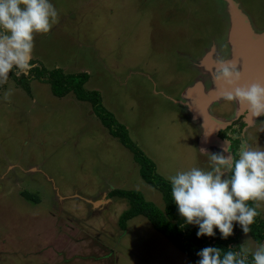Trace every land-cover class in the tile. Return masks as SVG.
<instances>
[{
	"label": "rangeland",
	"instance_id": "obj_1",
	"mask_svg": "<svg viewBox=\"0 0 264 264\" xmlns=\"http://www.w3.org/2000/svg\"><path fill=\"white\" fill-rule=\"evenodd\" d=\"M235 2L264 34V0ZM51 3L57 22L35 35L32 63L89 74L85 88L101 94L158 173L169 180L192 167L210 170L212 153L227 155L217 143L201 149V130L183 98L198 81L206 91L213 85L199 65L207 54L230 58L225 0ZM23 76L10 72L0 85V264H193L146 217L133 218L126 230L120 226L130 204L112 197L113 190L140 191L161 209L165 202L92 104L74 93L57 97L36 78L20 83ZM235 104L212 105L213 120L230 123ZM241 140L264 147V116ZM239 142L233 139L232 147ZM229 146L228 152L239 150ZM26 191L40 203L25 198ZM257 203L264 219V201ZM260 244L249 233L239 235L249 253Z\"/></svg>",
	"mask_w": 264,
	"mask_h": 264
},
{
	"label": "clouds",
	"instance_id": "obj_2",
	"mask_svg": "<svg viewBox=\"0 0 264 264\" xmlns=\"http://www.w3.org/2000/svg\"><path fill=\"white\" fill-rule=\"evenodd\" d=\"M57 18L51 0H0V85L10 79V72L27 76L37 67L32 63L34 37L48 33ZM214 77L226 100L264 116V81L243 84L244 72L238 63L224 59L218 60ZM210 161V170L192 167L168 177L179 214L186 224L198 227L197 237H214L218 229L227 239L234 222L249 233L260 214L256 202L264 201V147L242 143L238 153H212ZM197 255V264H264V244L251 253L207 246Z\"/></svg>",
	"mask_w": 264,
	"mask_h": 264
},
{
	"label": "trees",
	"instance_id": "obj_3",
	"mask_svg": "<svg viewBox=\"0 0 264 264\" xmlns=\"http://www.w3.org/2000/svg\"><path fill=\"white\" fill-rule=\"evenodd\" d=\"M32 78L49 83L54 95L57 97L63 98L69 93H74L78 100L91 103L94 113L101 119L109 133L113 137L118 138L123 146L133 153L135 161L140 166L141 177L146 183L162 193L165 202L164 209H161L151 201H147L144 194L140 191L113 190L110 194L112 197L126 199L130 204V208L123 213L120 219L122 229L126 230L128 222L133 218L144 216L158 232L186 254L193 264H197L200 259L197 253L207 246L218 247L225 251L240 250L239 235L244 232L239 224L235 222L233 234L227 239L221 237L218 229L216 230L217 235L214 237H197L198 227L186 224L184 218L179 214L178 207L171 195L170 181L158 173L156 163L132 141L127 127L119 123L115 116L104 107L101 94L98 91H88L85 88L86 83L90 79L89 74L70 75L65 74L61 69L48 71L37 67L32 70L29 77L23 76L19 82L27 83ZM224 134L221 133V136ZM22 195L28 200L37 204L40 203V198L31 192L26 191ZM249 204L255 207V203L250 201ZM257 211L260 214L255 218L254 223L250 225L251 231L249 234L257 242L264 243V219L262 218V212L259 209Z\"/></svg>",
	"mask_w": 264,
	"mask_h": 264
},
{
	"label": "water",
	"instance_id": "obj_4",
	"mask_svg": "<svg viewBox=\"0 0 264 264\" xmlns=\"http://www.w3.org/2000/svg\"><path fill=\"white\" fill-rule=\"evenodd\" d=\"M227 3V14L230 22L228 33V43L230 45L231 55L229 60L239 61L238 66L244 72L243 84H251L264 81V34H257L249 17L240 9L235 0H225ZM214 53L207 54L200 62L205 72L211 78L213 85L209 91H206L204 83L198 81L191 88H188L183 98H186L188 110L192 116V121L197 123L200 130L201 149L219 144L228 155L229 142L223 140L219 133L225 129L229 123H219L213 120L210 114L212 105L226 100L223 96V90L216 82L214 73L217 67V60L213 58ZM235 101V100H234ZM237 104V114H246L245 122L248 126L255 124L258 116H255L249 108Z\"/></svg>",
	"mask_w": 264,
	"mask_h": 264
},
{
	"label": "flooded vegetation",
	"instance_id": "obj_5",
	"mask_svg": "<svg viewBox=\"0 0 264 264\" xmlns=\"http://www.w3.org/2000/svg\"><path fill=\"white\" fill-rule=\"evenodd\" d=\"M204 76H205L206 80L211 83L210 76H208V75H204ZM230 102H232L233 104H235V101H230ZM235 105H237V104H235ZM246 116H247V113L246 114H242V115H238L236 113V117L229 123V125L225 129H223V130L220 131L219 136L221 138H223L224 140L226 139V141L229 142V145H230L229 146V149L230 148H239L240 147L241 142H242L241 139L243 137V133H244V131L247 128L250 127L245 122ZM222 132L225 133L224 134V135H226L225 137L221 136V133ZM237 138L240 140V142L236 145V147H232L233 146V143H232L233 142V139L238 140ZM234 152L237 153L238 152L237 149Z\"/></svg>",
	"mask_w": 264,
	"mask_h": 264
},
{
	"label": "snow or ice",
	"instance_id": "obj_6",
	"mask_svg": "<svg viewBox=\"0 0 264 264\" xmlns=\"http://www.w3.org/2000/svg\"><path fill=\"white\" fill-rule=\"evenodd\" d=\"M236 62L238 63L239 61L237 60Z\"/></svg>",
	"mask_w": 264,
	"mask_h": 264
},
{
	"label": "bare ground",
	"instance_id": "obj_7",
	"mask_svg": "<svg viewBox=\"0 0 264 264\" xmlns=\"http://www.w3.org/2000/svg\"><path fill=\"white\" fill-rule=\"evenodd\" d=\"M226 152V151H225Z\"/></svg>",
	"mask_w": 264,
	"mask_h": 264
}]
</instances>
